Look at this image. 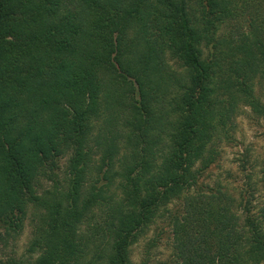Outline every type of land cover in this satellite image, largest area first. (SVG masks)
Instances as JSON below:
<instances>
[{"label": "trees", "instance_id": "obj_1", "mask_svg": "<svg viewBox=\"0 0 264 264\" xmlns=\"http://www.w3.org/2000/svg\"><path fill=\"white\" fill-rule=\"evenodd\" d=\"M259 87L264 0H0V222L36 205L27 264H146L132 244L182 199L177 264H263L264 201L244 223L199 186L241 108L264 115ZM71 150L66 185L41 197ZM95 151L119 194L88 186Z\"/></svg>", "mask_w": 264, "mask_h": 264}, {"label": "rangeland", "instance_id": "obj_2", "mask_svg": "<svg viewBox=\"0 0 264 264\" xmlns=\"http://www.w3.org/2000/svg\"><path fill=\"white\" fill-rule=\"evenodd\" d=\"M170 65L181 70L179 62L169 58ZM257 96L264 104V87H259ZM219 154L216 161L204 172L200 180V188L215 190L221 188L228 192L237 204L241 220L246 223L258 215V209L264 201V184L262 182L264 169V115H256L251 107L243 106L234 118L233 125L228 127V133L219 144ZM72 150L54 157L42 169L37 178V193L43 197L55 188H64L70 177L69 161ZM100 155L94 152L90 163L91 178L88 186H102L106 194H119V177L113 170L98 173ZM118 168V167H117ZM182 199L171 203L154 222L146 228L131 246V257L135 262L146 264H177L174 249L172 215L182 211ZM36 221V205L28 207L27 215L18 229L9 222H0V261H22L30 263L40 251L30 250L34 236ZM82 232H88V225L81 227ZM264 264V263H263Z\"/></svg>", "mask_w": 264, "mask_h": 264}]
</instances>
